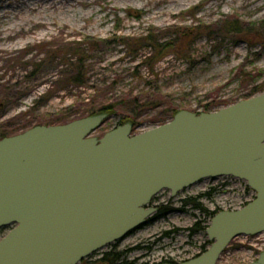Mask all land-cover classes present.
<instances>
[{
    "label": "rangeland",
    "instance_id": "1",
    "mask_svg": "<svg viewBox=\"0 0 264 264\" xmlns=\"http://www.w3.org/2000/svg\"><path fill=\"white\" fill-rule=\"evenodd\" d=\"M248 4L0 0V139L88 117L100 103L114 109L92 133L97 138L126 122L136 135L169 122L175 110L210 113L245 100L264 87V0L261 10ZM78 72L83 86L72 83ZM254 197L231 176L203 179L173 198L162 190L150 206L167 214L78 264L105 251L129 264L187 261L209 248L206 229L216 213ZM261 252L264 233L238 236L216 264H251Z\"/></svg>",
    "mask_w": 264,
    "mask_h": 264
},
{
    "label": "water",
    "instance_id": "2",
    "mask_svg": "<svg viewBox=\"0 0 264 264\" xmlns=\"http://www.w3.org/2000/svg\"><path fill=\"white\" fill-rule=\"evenodd\" d=\"M1 106V104H0ZM106 113L0 139V264H78L146 223L162 190L231 176L255 197L220 211L209 248L179 264H216L238 236L264 233V93L215 112H176L132 134L129 122L92 137ZM251 264H264V252Z\"/></svg>",
    "mask_w": 264,
    "mask_h": 264
},
{
    "label": "flooded vegetation",
    "instance_id": "3",
    "mask_svg": "<svg viewBox=\"0 0 264 264\" xmlns=\"http://www.w3.org/2000/svg\"><path fill=\"white\" fill-rule=\"evenodd\" d=\"M160 192H161V191H160ZM160 192H159V193H160ZM159 193H157L155 196H153L152 199H151V201L149 202V204L145 207L146 209H153L152 214H151L149 217L146 218V223H147V222H152L153 220L157 219V218L160 217V216H164L165 214L168 213V211H170V210H166V209H164V211H161L160 208L150 206L151 202L156 198V196H157ZM176 194H177V193H176ZM176 194L173 196V195L171 194V192H170V195H171L172 198L175 197ZM184 201H186V200H184ZM184 201H182V202L185 203ZM187 202H188V201H186V203H187ZM134 231H135V230H134ZM132 232H133V231H132ZM129 234H130V233H129ZM123 239H124V238H123ZM120 240H122V239H120ZM114 242H116V241H114ZM114 242H112V243H110V244H113ZM110 244H108V245H110ZM108 245H106V246H108ZM106 246H104V247H106ZM101 249H102V248H101ZM101 249H99L98 251H96L94 254H95V255L99 254ZM94 254H93V255H94ZM120 254H121V253H116V252H112V251H105V252L101 253V254L99 255V257H96L97 259H96L95 261H89V262H93V264H129V263L124 262V261H122V260L120 259V257H121ZM91 256H92V255H91ZM91 256H90V257H91ZM90 257H89V258H90ZM90 260H91V258H90ZM90 264H91V263H90Z\"/></svg>",
    "mask_w": 264,
    "mask_h": 264
},
{
    "label": "trees",
    "instance_id": "4",
    "mask_svg": "<svg viewBox=\"0 0 264 264\" xmlns=\"http://www.w3.org/2000/svg\"><path fill=\"white\" fill-rule=\"evenodd\" d=\"M182 37H184V36L182 35ZM185 37H187V36H185ZM171 45H167L166 44V46H168V47L171 46ZM79 66H81V61L79 62ZM79 78H80V72H78L77 75L74 77V79L72 80V83L76 84L77 86H83L84 83L78 81ZM263 92H264V87L259 88V89H254V90H252V92L250 94L245 96L244 99H249L252 96L259 95V94H261ZM113 109H114V106L112 104H110V103H105V104L100 103L99 105L91 106V108L87 112L89 114L88 116H93V115H96L98 113H103V112L105 113L107 111H112ZM176 111L177 110L174 111V114L176 113ZM206 111H208V109H206ZM4 137H8L7 134H4V135L1 136V138H4ZM184 202L186 203V201H184ZM81 263H83V262L81 261Z\"/></svg>",
    "mask_w": 264,
    "mask_h": 264
},
{
    "label": "bare ground",
    "instance_id": "5",
    "mask_svg": "<svg viewBox=\"0 0 264 264\" xmlns=\"http://www.w3.org/2000/svg\"><path fill=\"white\" fill-rule=\"evenodd\" d=\"M200 1L203 2L204 0H200ZM260 2H261V0H249V4L248 5H254V4H256L255 7H254V10H261V9H263V4H260ZM172 3H174V2H172ZM136 17H137V15H136ZM171 27H173L177 31H191V29H192L191 28V25H189V26L188 25H186V26H183V25L179 26V25L173 24Z\"/></svg>",
    "mask_w": 264,
    "mask_h": 264
}]
</instances>
